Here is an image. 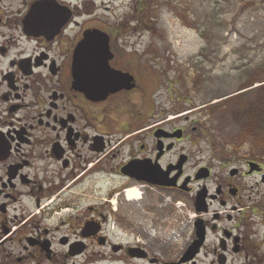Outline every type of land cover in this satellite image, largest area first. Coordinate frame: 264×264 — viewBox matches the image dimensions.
<instances>
[{
    "label": "flooded vegetation",
    "instance_id": "1",
    "mask_svg": "<svg viewBox=\"0 0 264 264\" xmlns=\"http://www.w3.org/2000/svg\"><path fill=\"white\" fill-rule=\"evenodd\" d=\"M112 4L0 0V264H264V232L248 241L264 196L249 208L255 187L246 188L264 184L263 164L222 159L216 169L199 146L198 111L181 110L174 84L152 88L150 65L134 59L152 52V35L122 32ZM135 190L124 216L143 242L117 216ZM188 213L193 231L174 239Z\"/></svg>",
    "mask_w": 264,
    "mask_h": 264
},
{
    "label": "rangeland",
    "instance_id": "2",
    "mask_svg": "<svg viewBox=\"0 0 264 264\" xmlns=\"http://www.w3.org/2000/svg\"><path fill=\"white\" fill-rule=\"evenodd\" d=\"M109 1L118 12L116 14L120 17L122 32H145L152 35V52L146 56H135L134 59L141 60L146 66L150 65L152 88L159 81L167 82L168 90H171L174 84L177 93V99L174 101L178 102L181 98V105L184 106L181 110L184 113L198 111L200 123L195 126H200L201 130L206 132L199 146L208 159L216 161L214 163L216 169L221 168L222 163L226 162L222 159L231 160L232 165L237 164L239 167L245 166L246 161H258L264 166V159L255 158L251 153L252 149L258 151L262 149V146H257L258 135L252 136L253 132H242L241 125L236 123L232 113L235 111L233 108L235 104L254 103L262 94L258 90L261 84L255 85L254 89L258 90L256 94L228 100L240 94L238 91L251 85L253 81L260 82L264 78V0ZM188 12L190 13L186 16ZM192 91H194L192 95L194 103L187 101ZM162 105L164 104H153L152 114H156ZM171 106L168 105L169 108ZM263 106L261 102L253 110L259 116V121L256 120V123L258 126L260 123V131L264 122ZM259 133L264 136V132ZM193 155L196 156L197 153L194 151ZM194 161L195 159L192 163ZM246 182L248 183L246 188L255 187V196L251 203L248 200L249 208L255 207L256 201L260 199L259 194L264 196V184L260 185V178ZM104 189H107V186H101L96 192V197L100 201L106 199ZM127 199L130 200L128 194ZM94 201L91 199L88 202ZM137 202L135 200L133 203H127L120 198L122 211L120 210L121 214L117 215L122 231L130 235L135 234L136 242L139 239L134 223L128 221L124 215L132 211V206ZM101 208L105 206L102 205ZM231 214L234 217L236 213L231 212ZM257 214L262 222H258L256 214L254 217L251 216V219L248 218V241L251 244L258 242V234L264 232V214L261 215L260 212ZM195 216L193 213H188V217L182 219L183 224L170 229L174 232V239L178 233L182 235L188 232L190 235L194 229ZM236 221L242 229L245 228L240 219ZM121 223L128 227L124 229ZM142 232L144 233L143 230ZM161 233L168 239L166 233L163 231ZM254 235L256 237H252ZM142 239L140 238L139 241L143 242ZM211 241L215 242V234ZM200 245L201 241L192 245L188 252L196 248L197 253ZM174 247L180 251L183 244L179 242ZM262 251L264 252V248ZM254 257L250 258L252 264H255ZM135 264L146 263L135 262Z\"/></svg>",
    "mask_w": 264,
    "mask_h": 264
},
{
    "label": "trees",
    "instance_id": "3",
    "mask_svg": "<svg viewBox=\"0 0 264 264\" xmlns=\"http://www.w3.org/2000/svg\"><path fill=\"white\" fill-rule=\"evenodd\" d=\"M257 83L261 84V86H260L261 88L258 89L262 93L261 96L258 97L254 101V103H252V104H246V103L239 104V105L235 104V107H233L235 109V111H233L232 113H234L236 123H238V125H241L242 132H253L252 136L258 135L259 143L257 146H262V149L259 151H258V149H252L251 153H253L252 156H254L255 158H263L264 159V136H261L259 133V132H264V122L262 123L263 129L260 131L261 126H260V123L258 122L259 116H257L258 114L256 115L253 111L255 109L254 107L256 105H258L259 103L263 102V104H264V78L260 82L253 81L251 85H247L244 88L240 89L238 91V93H240V94L235 95L228 100L241 98V97H245L246 95L249 96V95H253V94L258 93V90L254 89V87ZM263 108H264V106H263ZM256 120H258L257 122L259 123V126L256 123Z\"/></svg>",
    "mask_w": 264,
    "mask_h": 264
},
{
    "label": "water",
    "instance_id": "4",
    "mask_svg": "<svg viewBox=\"0 0 264 264\" xmlns=\"http://www.w3.org/2000/svg\"><path fill=\"white\" fill-rule=\"evenodd\" d=\"M81 53H80V47L77 49V51L75 52V56H74V69H73V74H74V78H75V82L74 85L77 89L80 90L81 86H82V82H81ZM116 75L114 76V80L116 83V89L118 90L120 87L117 84V78L119 76H122L120 73L118 74V72L115 73ZM121 89V88H120ZM191 252L196 253V248H194L193 250H190ZM189 251V252H190Z\"/></svg>",
    "mask_w": 264,
    "mask_h": 264
},
{
    "label": "bare ground",
    "instance_id": "5",
    "mask_svg": "<svg viewBox=\"0 0 264 264\" xmlns=\"http://www.w3.org/2000/svg\"><path fill=\"white\" fill-rule=\"evenodd\" d=\"M128 198L130 201L139 200L141 198V193L138 190L132 191L128 193Z\"/></svg>",
    "mask_w": 264,
    "mask_h": 264
}]
</instances>
